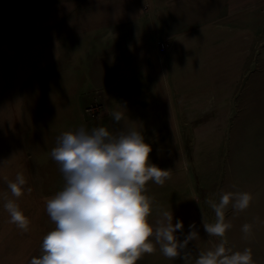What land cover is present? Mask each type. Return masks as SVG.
I'll return each mask as SVG.
<instances>
[{"label":"crops","instance_id":"crops-1","mask_svg":"<svg viewBox=\"0 0 264 264\" xmlns=\"http://www.w3.org/2000/svg\"><path fill=\"white\" fill-rule=\"evenodd\" d=\"M84 2L77 0L69 6L46 0L49 16L59 9L63 14L45 28L53 29L65 21L71 23L75 14L83 11ZM135 5L138 14L131 19L78 27L70 33L25 45L21 40L23 29L18 31L16 21L0 25V74L4 76L9 71V75L19 77L4 90L18 93L20 128L38 176V183H32L31 188L40 189L46 198L54 197L65 184L50 152L66 131L106 127L118 135L136 129L149 140L156 137L146 135L149 123L181 124L184 112L203 115L199 110L202 107L220 108L225 117L229 109L240 106L247 89L260 92L259 98L264 92V53L261 49L257 56L255 48L249 58L245 46L249 42L260 47L264 44V0H135ZM2 10L15 12L1 6ZM230 11L237 13L236 19L229 20ZM2 16L7 17L0 14V19ZM214 24L241 29L243 34H238L233 42L243 48L230 51L227 38L211 50L208 44L220 41H208L196 30ZM40 29L44 27L26 31L34 36ZM246 34L251 36L249 41ZM163 38L168 48L162 56L157 41ZM194 44L197 46L192 47ZM231 59L236 63L232 73ZM260 102L257 106L264 107ZM93 104L102 110L90 117L84 112ZM114 111L122 114L118 123L111 116ZM157 128L152 129L158 133ZM187 180L191 182L189 174ZM165 183L161 186L149 181L146 185V194L154 202L150 217L153 223L157 205L165 209L167 205H182L181 185L166 187ZM170 186L179 191L164 195L163 190ZM187 194L192 193L189 190ZM51 230L19 231L13 235L0 231V264H30L33 257L42 255L43 238ZM12 238L7 245V239ZM142 259L143 255L137 264L145 262Z\"/></svg>","mask_w":264,"mask_h":264},{"label":"rangeland","instance_id":"rangeland-1","mask_svg":"<svg viewBox=\"0 0 264 264\" xmlns=\"http://www.w3.org/2000/svg\"><path fill=\"white\" fill-rule=\"evenodd\" d=\"M52 2H55V4L60 3L61 5L68 4L72 6L77 0H52ZM45 4L46 0H0V8L3 6L7 7V9H15L13 13L10 10H8L9 12H4V10L0 11V14L7 16L6 18L2 16L3 20L0 19V25L1 23L11 25V21H16L18 31L21 32L23 29V35L25 34L24 36H26V38H24L23 35H21V40L25 41L23 45L32 42H43L47 38L61 36L63 34L61 28H58L59 33L55 30L56 26L53 29H47L45 27L47 23L51 21L55 22L60 19L63 12L58 8L59 10H55L51 17L48 14L49 11L47 12L45 10ZM236 16L237 13L235 12L230 11L228 14L229 20L236 19ZM4 19L6 21H4ZM225 19L228 18L226 17ZM42 27H44V29H40L34 36H32L31 33L28 34V31H26L29 28L32 30ZM196 31L197 35H202L208 41H220L214 44L209 43L208 45L211 50L215 45H220V43L224 42L227 38H229L230 41L228 45L231 47L230 51H237L238 47L240 49L243 48V45L233 42V40H237L236 37H238V34H243L241 32L242 30L238 29V27L229 28L227 24H214L201 30L197 29ZM245 37L248 41L251 38L248 34H246ZM161 40L167 43L165 38ZM262 40L264 43L263 29ZM159 41H157V47ZM41 44L45 45V43ZM196 44L191 46L193 47ZM245 46L247 50L246 56L249 55V58L253 57L252 52L255 48H257L256 51L258 50L256 52L257 56L261 49L262 54L264 53V44L260 47V45H253L249 42V44L247 43ZM166 51L164 53L159 51V53L163 56ZM217 61L221 62L219 60ZM233 61L234 60L231 59V73L233 72L234 64L236 65ZM170 71L172 75L173 69L170 68ZM262 72L263 75L261 80L262 88L264 89V64ZM218 73L220 74L221 71L219 70ZM18 78V76L9 75V71H7L4 76L0 74V162L6 160V163H0V231L6 233V235H13L15 232L23 231L19 229L16 224L11 222L10 215L5 210L4 205L8 199L15 200L25 216L29 219L28 231H36L38 233L40 231H48L55 228L54 222L51 221L46 211V201L53 197L46 198L44 195H41L40 189L34 191L33 188H31L32 183H38V176L33 166H31L33 165V158H31L30 153L25 148L27 139L23 138L24 130L20 128L21 109L18 93L16 94L14 91L9 92L4 90L8 87V84L14 83ZM259 94L260 92H253L251 89H247L245 92V99L240 101V106L229 109L230 113L225 117L222 116V109L220 108L210 107L205 109V107H202L199 110L203 115H200L199 111H197L199 114L198 116L196 112L193 113V111H189V113H193V116H189L191 114H186L184 112L181 124L160 122L149 123L145 127L146 135L150 137L152 135L154 137L156 136L153 139L149 138V140H145L152 148L149 157L150 162L168 172V179L165 180L166 187H168V185H181L182 187V205L177 206L176 210H173V212L179 215L180 219L183 220L185 232L188 231L189 224L193 222H195L199 230V236L188 245V248L192 252L191 264H195V259L199 252L214 248L222 239L215 236L209 237L204 231L202 226V212L208 223L215 222L214 210L209 206L208 202L213 201L218 203L223 192H247L252 196L250 205L246 210L237 213L232 209L231 203L225 210L226 222L231 223V228L227 231L225 236L229 241L227 247H230L233 252H242L245 249H250L254 262L253 264L257 262L258 264H264V225L262 226L263 228H261L263 230H261L257 226V218L255 217L261 216V219L264 218V215H262L264 214V161L262 160L264 159V156H262L264 155V107L259 108L257 106L260 100L264 103V95L262 92L259 98ZM101 110V107H98L97 104H93L87 107L84 113L92 117V115L97 116L100 114ZM233 111L234 113L230 115ZM150 127L151 129H149ZM154 127L160 128H157L159 130L158 133L154 132V129H152ZM179 127L180 134L178 133ZM19 133H21V135ZM19 136L21 141H19ZM234 138L235 140L233 141ZM259 138H262V141ZM257 140L260 141V143ZM255 146L258 147L255 148ZM253 148L256 150L254 149L253 151ZM257 153L259 154L257 155ZM253 157H258L260 160L257 161L258 158L254 159ZM243 169H245L243 171L244 173L242 172ZM4 172L6 178H4ZM247 172L249 173L247 174ZM18 173L24 175L26 184L24 185L22 196L16 198L11 195L7 187V182H14ZM187 174L190 175V183L189 180H187ZM173 180H175L176 183H173ZM173 186H170L171 188L169 189H164L162 193L169 196L173 195L172 192L174 191L177 193L179 190L174 189ZM29 187L32 189L31 193H28L26 190ZM189 190L192 193L190 196L187 194ZM257 205L261 206L257 208ZM253 211L257 212L256 215L253 214ZM252 220L254 221L252 222ZM261 221L264 223V219ZM246 223L250 226L252 225L250 228L252 231L250 230L247 236L241 230L242 225ZM182 238L181 236V239ZM12 240L13 238L7 239L6 244L10 245ZM250 240H253V243ZM155 248L156 250L153 253L143 255L142 260H145V262L141 264H184L181 258L169 259L165 257L159 250V245H156ZM254 252L256 254H254Z\"/></svg>","mask_w":264,"mask_h":264},{"label":"clouds","instance_id":"clouds-1","mask_svg":"<svg viewBox=\"0 0 264 264\" xmlns=\"http://www.w3.org/2000/svg\"><path fill=\"white\" fill-rule=\"evenodd\" d=\"M111 116L117 123L122 119L119 111ZM151 151L136 129L118 135L106 127L62 133L50 156L65 184L46 201L55 228L43 238L42 255L33 257L30 264H137L142 255L153 253L156 245L165 257L191 264L188 245L199 236L195 222L185 232L183 220L174 216L173 209L159 205L154 223L150 221L154 202L146 194V185L152 181L162 186L168 179L166 170L150 162ZM25 184L24 175L18 173L7 187L19 198ZM26 190L32 191L30 187ZM251 199L247 192H223L218 203L208 202L215 222L208 223L202 212L203 229L209 237L222 239L214 248L199 252L195 264H253L250 249L233 252L225 238L231 228L226 208L231 203L235 212H242ZM4 207L11 222L28 231L30 221L15 200L8 199ZM250 228L246 223L241 230L247 236Z\"/></svg>","mask_w":264,"mask_h":264},{"label":"trees","instance_id":"trees-1","mask_svg":"<svg viewBox=\"0 0 264 264\" xmlns=\"http://www.w3.org/2000/svg\"><path fill=\"white\" fill-rule=\"evenodd\" d=\"M137 14L138 8L135 5V0H85L83 11L79 12V15L76 13L75 19L73 18L74 20L71 23L67 21L61 22L56 26L55 30L59 32L58 28H61L62 33L67 34L78 27L88 28L112 22L125 21L133 18ZM4 178H6L5 172ZM167 207L176 210L173 206L167 205ZM175 217L180 218L176 214Z\"/></svg>","mask_w":264,"mask_h":264},{"label":"bare ground","instance_id":"bare-ground-1","mask_svg":"<svg viewBox=\"0 0 264 264\" xmlns=\"http://www.w3.org/2000/svg\"><path fill=\"white\" fill-rule=\"evenodd\" d=\"M248 16H249V15H248ZM263 95H264V92H263ZM263 98H264V97H263ZM260 103H261V102H260ZM262 106H263V104H262ZM240 123H241V122H240ZM240 126H241V125H240ZM234 135H235V134H234ZM262 136H263V135H262ZM252 138H253V137H252ZM252 138H251V139H252ZM263 138H264V136H263ZM259 139H261V141H262V138H259ZM259 139H258V140H259ZM234 140H235V138L233 139V141H234ZM258 140H257V141H258ZM255 141H256V140H255ZM258 142L260 143V141H258ZM247 143H249V142H247ZM250 143H251V142H250ZM243 144H244V143H243ZM243 144H242V146H243ZM254 144H255V143H254ZM254 144H253V145H254ZM257 147H258V146H255V148H257ZM231 148H232V147H231ZM233 148H234V147H233ZM255 148H253V151H254ZM255 150H256V149H255ZM262 151H263V150H262ZM237 152H238V151H237ZM237 152H236V153H237ZM261 153H262V152H261ZM233 154H234V153H233ZM255 154H256V153H255ZM258 154H259V153H257V155H258ZM231 155H232V154H231ZM253 156H254V155H253ZM262 156H264V155H262ZM231 158H232V156H231ZM247 158H248V157H247ZM253 158L256 159V158H258V157H256V158L253 157ZM262 158H263V157H262ZM245 160H246V159H245ZM258 160H260V159L258 158L257 161H258ZM262 160L264 161V159H262ZM232 161H233V160H232ZM232 161H231V162H232ZM239 162H240V161H239ZM259 162H260V161H259ZM232 163H233V162H232ZM244 163H245V162H244ZM242 164H243V163H242ZM228 165H229V164H228ZM231 165H232V164H231ZM240 166H241V165H240ZM242 166H243V165H242ZM245 166H246V165H245ZM254 166H255V165H254ZM243 167H244V166H243ZM237 168H238V167H237ZM239 168H241V167H239ZM247 168H248V167H247ZM249 168H250V167H249ZM244 170H245V169H243L242 172H243ZM251 170H252V169H251ZM249 171H250V170H249ZM252 171H253V170H252ZM233 172H234V171H233ZM250 172H251V171H250ZM243 173H244V172H243ZM248 173H249V172H247V174H248ZM257 173H258V172H257ZM230 174H231V173H230ZM234 174H235V172H234ZM239 174H240V172H239ZM239 174H238V175H239ZM244 175H245V174H244ZM249 175H250V174H249ZM257 175H259V174H257ZM251 176H253V175H251ZM232 179H233V178H232ZM232 181H233V180H232ZM235 181H236V180H235ZM239 182H240V181H239ZM241 183H242V182H241ZM63 184H64V183H63ZM228 184H229V183H228ZM240 186H241V185H240ZM237 188H238V187H237ZM228 191H229V190H228ZM230 191H231V190H230ZM252 195H253V194H252ZM254 205H255V204H254ZM257 206H258V205H257ZM259 206H261V205H259ZM259 206H258L257 208H259ZM254 210H255V209H254ZM261 210H262V209H261ZM251 211H252V210H251ZM263 211H264V210H263ZM253 212H254V211H253ZM249 213H250V212H249ZM256 213H257V212H254L253 214L256 215ZM259 214H260V212H259ZM259 214H258V215H259ZM262 215H264V214H262ZM255 217L257 218V219H256V220H257V222H256V223H257V226H258L260 229L263 228L262 226L264 225V223H263L261 220H263L264 218L261 219V218H260L261 216H260V217H259V216H255ZM249 218H250V216H249ZM252 218H253V215H252ZM241 220H242V219H241ZM253 221H254V220H252V222H253ZM254 223H255V222H254ZM255 226H256V225H255ZM257 226H256V227H257ZM251 227H252V225H251ZM258 227H257V228H258ZM252 229H253V228H252ZM254 229H255V227H254ZM250 230H251V229H250ZM255 230H256V229H255ZM258 230H259V229H258ZM261 230H263V229H261ZM251 231H252V230H251ZM261 232H262V231H261ZM255 233H256V232H255ZM255 233H254V234H255ZM235 234H236V233H235ZM242 234H243V233H242ZM257 234H258V233H257ZM238 235H239V234H238ZM255 235H256V234H255ZM263 235H264V234H263ZM240 236H241V234H240ZM260 236H261V234H260ZM260 236H259V237H260ZM242 239H243V236H242ZM242 239H240V240H242ZM251 239H252V238H251ZM254 239H255V238H254ZM259 239H260V238H259ZM246 240H247V239H246ZM262 240H263V238H262ZM237 241H239V240H237ZM250 241L252 242L253 240H250ZM246 243H248V242H246ZM252 243H253V242H252ZM248 244H249V243H248ZM253 248H255V247H253ZM255 249H256V248H255ZM253 250H254V249H253ZM255 252H256V250H255ZM255 252H254V254H256ZM260 253H261V252H260ZM255 256H256V255H255ZM257 261H258V260H257ZM260 261H261V260H260ZM253 263H254V262H253ZM256 264H258V262H257Z\"/></svg>","mask_w":264,"mask_h":264},{"label":"built area","instance_id":"built-area-1","mask_svg":"<svg viewBox=\"0 0 264 264\" xmlns=\"http://www.w3.org/2000/svg\"><path fill=\"white\" fill-rule=\"evenodd\" d=\"M158 47H159V51L164 53L167 50V43L165 41H163V40H160L159 44H158Z\"/></svg>","mask_w":264,"mask_h":264}]
</instances>
